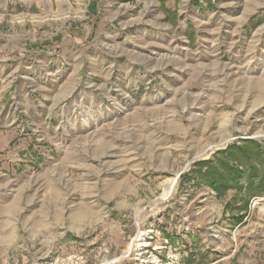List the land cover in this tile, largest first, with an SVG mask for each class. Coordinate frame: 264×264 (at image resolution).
Instances as JSON below:
<instances>
[{"label": "rangeland", "instance_id": "1", "mask_svg": "<svg viewBox=\"0 0 264 264\" xmlns=\"http://www.w3.org/2000/svg\"><path fill=\"white\" fill-rule=\"evenodd\" d=\"M261 135L264 0H0V264H264Z\"/></svg>", "mask_w": 264, "mask_h": 264}, {"label": "trees", "instance_id": "2", "mask_svg": "<svg viewBox=\"0 0 264 264\" xmlns=\"http://www.w3.org/2000/svg\"><path fill=\"white\" fill-rule=\"evenodd\" d=\"M247 144L254 145L256 142L253 140L245 141ZM257 145V143H256ZM254 147V146H253ZM227 152H219V157L215 158V162H200L196 165V173L202 179L211 184L220 193L224 192L231 182H236L242 177L243 173L234 168L230 163V160L237 162H245L253 153L250 151L249 146H232ZM259 155V154H258ZM251 169L257 171L253 165ZM262 180L257 183L259 186L262 184Z\"/></svg>", "mask_w": 264, "mask_h": 264}, {"label": "bare ground", "instance_id": "3", "mask_svg": "<svg viewBox=\"0 0 264 264\" xmlns=\"http://www.w3.org/2000/svg\"><path fill=\"white\" fill-rule=\"evenodd\" d=\"M264 136V135H261ZM213 148L212 147H208L203 153L202 155L208 154Z\"/></svg>", "mask_w": 264, "mask_h": 264}]
</instances>
